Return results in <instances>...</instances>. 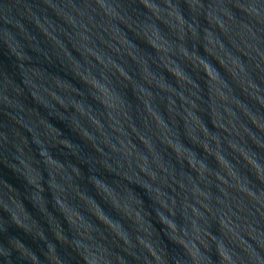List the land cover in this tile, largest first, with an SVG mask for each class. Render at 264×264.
I'll use <instances>...</instances> for the list:
<instances>
[{
	"label": "water",
	"instance_id": "obj_1",
	"mask_svg": "<svg viewBox=\"0 0 264 264\" xmlns=\"http://www.w3.org/2000/svg\"><path fill=\"white\" fill-rule=\"evenodd\" d=\"M0 264H264V0H0Z\"/></svg>",
	"mask_w": 264,
	"mask_h": 264
}]
</instances>
